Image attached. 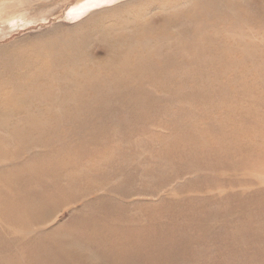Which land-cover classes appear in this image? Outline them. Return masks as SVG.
Instances as JSON below:
<instances>
[{
	"label": "rangeland",
	"instance_id": "1",
	"mask_svg": "<svg viewBox=\"0 0 264 264\" xmlns=\"http://www.w3.org/2000/svg\"><path fill=\"white\" fill-rule=\"evenodd\" d=\"M92 1L0 0V148L16 155L0 162V264H71L51 246L62 235L95 252L105 243L150 253L124 264H264V0H105L76 14ZM133 57L149 68L137 73ZM10 179L50 197L41 224Z\"/></svg>",
	"mask_w": 264,
	"mask_h": 264
},
{
	"label": "bare ground",
	"instance_id": "2",
	"mask_svg": "<svg viewBox=\"0 0 264 264\" xmlns=\"http://www.w3.org/2000/svg\"><path fill=\"white\" fill-rule=\"evenodd\" d=\"M102 1H105V0H93L91 3H89L88 5H84L81 9H77L78 11L76 12V14L77 15H80L81 13H83V12H85L86 13V11L87 10H89V9H91V8H93V7H95V6H97L99 3H101ZM183 1V0H182ZM185 2V1H184ZM184 2H182V3H184ZM179 3H180V1H179ZM181 4V3H180ZM173 5V4H172ZM230 5V4H229ZM177 6V5H176ZM178 6H179V4H178ZM168 7V6H167ZM167 7L165 8V9H167ZM172 7H174V5L172 6ZM233 10V9H232ZM234 11H235V9H234ZM236 12V11H235ZM75 14V13H74ZM235 14V13H234ZM77 15H75V16H77ZM238 15H239V13H238ZM238 15H236V16H238ZM232 16H234L233 14H232ZM236 16H234L236 19H234V20H236L237 22V24H239L238 22H240V20L242 21V18L243 17H241L240 16V20H239V17H238V20H237V17ZM73 17V16H72ZM76 18V17H75ZM218 18V17H217ZM230 18V17H229ZM247 20V19H246ZM246 20L244 19V22H246ZM250 20H251V18H250ZM244 22H241V23H243L244 24ZM251 22V21H250ZM249 22V23H250ZM256 23V22H255ZM254 23V24H255ZM199 24V23H198ZM247 24V23H246ZM246 24H244L245 26H246ZM215 27H217L216 26V22H215ZM242 25V24H241ZM248 25H250V24H248ZM213 26V25H212ZM201 27V26H200ZM205 27V26H204ZM239 28H241L240 26H239ZM243 28H245V27H243ZM248 28H250V27H248ZM206 29H208V28H206ZM220 29H221V27H220ZM220 29H218V31L220 30ZM223 29H226V28H223ZM203 30H205V28L203 29ZM217 31V32H218ZM244 31H247V30H244ZM203 32V31H202ZM206 32V31H205ZM208 33V32H207ZM200 34H202V33H200ZM199 34V35H200ZM208 35H210L209 33H208ZM218 35H221V34H218ZM176 36V35H175ZM174 36V37H175ZM203 36V35H202ZM207 36V35H206ZM215 36H217V35H215ZM226 36H228V35H226ZM226 36H224V37H226ZM162 37V36H161ZM213 37H214V35H213ZM242 37H245V36H242ZM147 38V37H146ZM197 38V37H196ZM195 38V39H196ZM199 38H201L200 36H199ZM203 39L204 40H202V42L203 41H205L206 39H205V37H203ZM228 39H230L229 38V36H228ZM243 39H245V38H243ZM142 40H144V41H146V39H142ZM182 40V39H181ZM199 40V39H198ZM208 41H209V39H207ZM214 40V39H213ZM216 40V39H215ZM225 40H227V39H225ZM231 40V39H230ZM141 41V40H140ZM184 41V40H183ZM196 41V40H195ZM224 41V40H223ZM229 41V40H228ZM228 41L226 42V43H228ZM197 42V41H196ZM200 42V41H199ZM198 42V44H200ZM207 42V41H206ZM210 42H212V39H210ZM218 43V41H215V43ZM208 43V42H207ZM213 43V42H212ZM211 43V44H212ZM216 43V44H217ZM176 44V43H175ZM197 44V45H198ZM223 44V43H222ZM204 45H205V43H204ZM210 45V44H209ZM231 45V44H230ZM185 46V45H184ZM207 46V45H206ZM215 46V45H214ZM213 44H212V47H211V49H212V51H213ZM188 47V46H187ZM192 47V46H191ZM228 47H229V45H228ZM231 47H232V49H230V48H228V49H230L231 51L233 50V46L231 45ZM185 48V47H184ZM226 48V47H225ZM235 48V47H234ZM180 49H182L181 47H180ZM188 49H189V47H188ZM188 49H184L183 51H187ZM192 49H193V47H192ZM209 49H210V47H209ZM227 49V48H226ZM168 50V49H167ZM217 50V49H216ZM216 50H215V52H216ZM223 50V49H222ZM239 50V49H238ZM210 51V50H209ZM212 51H210V52H212ZM235 51V53H238L239 51H236V49L234 50ZM199 52V51H198ZM219 52V54H220V50L218 51ZM221 52H223V51H221ZM225 52H227L226 50H225ZM230 52V51H229ZM182 53V52H181ZM185 53V52H184ZM183 53V54H184ZM195 53V52H194ZM197 53V52H196ZM201 53H203V52H201ZM207 52H205V54H206ZM213 53V52H212ZM228 53V52H227ZM226 53V54H227ZM233 53V52H232ZM222 54V53H221ZM226 54H222V55H226ZM239 54V53H238ZM246 54H251V53H249V51H248V53H245L244 55H246ZM175 55V54H174ZM198 55V54H197ZM211 55V54H210ZM210 55H209V57H210ZM218 56V53L217 54H215V55H213V57L215 56L216 57V59H217V56ZM229 55H231V54H229ZM235 55V54H234ZM239 55H242V54H239ZM255 55V54H254ZM177 56V55H176ZM189 56H192L193 57V54L192 55H189ZM189 56H186L187 58L189 57ZM200 56V55H199ZM199 56H196V58H197V60L198 61H200L199 60ZM203 56H204V54H203ZM207 56V55H206ZM220 56V59H221V55H219ZM218 56V57H219ZM226 56H228V55H226ZM247 56V55H246ZM251 56V55H250ZM211 57H212V55H211ZM214 57V58H215ZM242 57H244L243 55H242ZM252 57V56H251ZM194 58V57H193ZM195 58V59H196ZM203 58V57H202ZM208 58V57H207ZM226 58V57H225ZM228 58H230V57H228ZM232 58V57H231ZM234 58V61H235V57H233ZM248 58V57H247ZM133 59H134V63H135V70H136V72L137 73H140V72H142V71H144V70H147L148 68H149V64L145 61V60H143L142 58H137V57H133ZM181 59V58H180ZM205 59V58H204ZM220 59L218 60V61H220ZM227 59V58H226ZM190 60V59H189ZM213 61H214V59H212ZM228 60H230L231 62H233L231 59H228ZM240 60V59H239ZM176 61V59L174 60V62ZM207 61H211V60H207ZM206 61V62H207ZM226 61V60H225ZM190 62H192L191 60H190ZM195 62V60L192 62V64ZM176 63V62H175ZM172 63V65L174 64L175 65V67H176V64H178V63ZM204 63V61H203V59H202V64ZM212 63V62H211ZM216 63H217V61H216ZM230 63V62H229ZM196 64V63H195ZM195 64H194V66H195ZM198 64V63H197ZM196 64V65H197ZM200 65H201V62L199 63ZM233 64V63H232ZM127 65V64H126ZM181 65V64H180ZM183 65V64H182ZM199 65V66H200ZM210 65V64H209ZM213 65H215L216 66V64H213L212 63V66ZM217 65H219L220 66V64L218 63ZM229 65V64H228ZM178 66V65H177ZM183 66H185V65H183ZM215 66L213 67V68H215ZM232 66V65H231ZM128 67V66H127ZM174 67V66H173ZM179 67V66H178ZM177 67V68H178ZM187 67H189V65L187 64ZM209 67V66H208ZM226 67V66H225ZM234 67V66H233ZM129 68V67H128ZM131 68V67H130ZM183 68H185V67H183ZM182 68V69H183ZM191 68H193V67H190V69ZM196 68H198V67H196ZM200 68V67H199ZM198 68V69H199ZM217 68H219V69H223L222 67H216V69ZM228 68H230V67H228ZM202 69V68H201ZM231 69V68H230ZM174 70V68H172V71ZM184 70V69H183ZM185 70H188L187 68L185 69ZM197 70V69H196ZM212 70V69H211ZM224 70V69H223ZM233 70V69H232ZM232 70H231V73H234L235 71H233L232 72ZM175 71V70H174ZM177 71V70H176ZM175 71V72H176ZM191 71V70H190ZM198 71H201V70H198ZM208 71V70H207ZM207 71H205V72H207ZM213 71V70H212ZM211 71V72H212ZM215 71V70H214ZM204 72V73H205ZM209 72V71H208ZM207 72V73H208ZM210 72V74H215V72H213V73H211ZM169 73V72H168ZM170 73H171V71H170ZM181 73H183V71H181L180 72V74ZM190 72H188V73H185V74H189ZM192 71H191V75H192ZM194 73H195V71H194ZM200 74V77H201V72H199ZM219 73V72H218ZM225 73V72H224ZM223 73V76L224 75H227V74H224ZM230 72H229V70H228V74H229ZM184 74V75H185ZM222 74V73H221ZM235 74V73H234ZM233 74V76H234V79H233V81L235 80V76L236 75H234ZM171 75H172V73H171ZM173 75H175V74H173ZM182 75V74H181ZM180 75V76H181ZM232 74H230V76H231ZM241 75V74H240ZM239 75V76H240ZM243 75V74H242ZM178 76V75H177ZM203 76V75H202ZM206 76V75H205ZM219 75H217V77H218ZM221 76V75H220ZM244 76V75H243ZM171 77V76H170ZM175 77V76H174ZM192 77V76H191ZM195 77V76H194ZM205 78H208V76L207 77H205ZM212 78V77H211ZM214 78V77H213ZM232 78V77H231ZM245 78V77H244ZM159 79V78H158ZM164 79V78H163ZM202 79V78H201ZM203 79H204V77H203ZM246 79V78H245ZM245 79H243V80H245ZM232 80V79H231ZM242 80V81H243ZM230 81V80H229ZM237 81V79L235 80V83H237L236 82ZM239 81V80H238ZM240 81H241V79H240ZM241 81V82H242ZM232 82V81H231ZM245 81H243V83H244ZM238 84V83H237ZM241 84V83H240ZM132 85V84H131ZM159 85V84H158ZM165 85V84H164ZM227 85V84H226ZM229 85V84H228ZM236 85V84H235ZM161 86V85H160ZM232 86H234V85H232ZM232 86H229V87H231L232 88ZM238 86H240V85H238ZM215 87V86H214ZM214 87H212L211 89H215ZM225 87H227V86H225ZM234 87H236V86H234ZM249 87V86H248ZM159 88V87H158ZM230 88V90H232ZM167 89V88H166ZM223 89V88H222ZM235 89H237V87L235 88ZM210 90V89H209ZM238 90H239V87H238ZM156 91V90H155ZM154 91V92H155ZM218 91H220V90H218ZM233 91H235V90H233ZM248 91H249V89H248ZM225 92V91H224ZM224 92L222 93V96H225V98L227 97L226 96V94L225 95H223L224 94ZM252 92V91H251ZM250 92V93H251ZM256 92V91H255ZM156 93V92H155ZM207 93V92H206ZM208 93H209V91H208ZM236 93V92H235ZM4 94V93H3ZM210 94H214L213 92L212 93H210ZM209 94V95H210ZM246 94V93H245ZM252 94V93H251ZM208 95V94H207ZM208 95V96H209ZM220 95V94H219ZM227 95H228V93H227ZM232 96H233V93L231 94ZM247 95H248V93H247ZM214 96H215V94H214ZM217 96V95H216ZM215 96V97H216ZM221 96V97H222ZM249 96V95H248ZM142 97V96H141ZM218 97H220V96H218ZM240 97H241V95H240ZM251 97V96H250ZM4 98V97H3ZM217 98V97H216ZM231 97H229V99H230ZM244 98V97H243ZM142 99V98H141ZM212 99V98H211ZM210 99V100H211ZM214 99V98H213ZM239 99V98H238ZM209 100V99H208ZM223 99H221L220 101L222 102H220V106H222V105H224L225 103H226V105L228 106V104H227V102H229V101H226V102H223V101H225V100H223ZM232 100H233V97H232ZM232 100H230V101H232ZM234 100H235V97H234ZM237 100V99H236ZM178 101H179V99H178ZM239 101L241 102V100L239 99ZM175 102H177V101H175ZM213 102V101H212ZM211 102V103H212ZM217 102V101H216ZM235 101H233L232 103H230V104H233ZM178 103V102H177ZM206 103H207V101H206ZM210 103V102H209ZM211 103H210V105H211ZM219 104V103H218ZM222 104V105H221ZM206 105V104H205ZM215 105V103L213 104V106ZM234 105V107L235 106H237V105H235V103L233 104ZM239 105V104H238ZM216 106H218L217 105V103H216ZM225 106V105H224ZM223 106V108H225ZM241 106V105H240ZM211 107V106H210ZM238 107V106H237ZM215 108V107H214ZM230 108V111L232 110L231 109V106L229 107ZM229 108L227 107V109L229 110ZM238 108H240L241 109V107H238ZM246 108V107H245ZM248 108H249V106H248ZM253 108V107H252ZM179 109V108H178ZM210 109H212V108H210ZM222 109V108H221ZM244 109V108H243ZM254 109V108H253ZM256 109V108H255ZM254 109V110H255ZM257 109H258V107H257ZM259 109H260V107H259ZM259 109L258 110H256V111H259ZM208 110V109H207ZM248 109L246 108V110L245 111H247ZM254 110L252 111V112H254ZM202 111V110H201ZM211 111V110H210ZM209 111V112H210ZM216 111V110H215ZM219 111V110H218ZM234 111V110H233ZM239 111V110H238ZM205 112H207L206 110H205ZM227 112V111H226ZM248 112V111H247ZM263 112V111H262ZM211 113H213L212 111H211ZM232 113V112H231ZM231 113H229V114H231ZM260 113V112H259ZM190 114H192V113H190ZM203 114V113H202ZM206 114V113H205ZM208 114V113H207ZM228 114V115H229ZM234 113H232V115H233ZM246 114V113H245ZM249 114V113H248ZM253 114V113H252ZM251 114V115H252ZM256 114H258V112L256 113ZM198 115V114H197ZM196 115V116H197ZM212 115H214V114H212ZM225 115H227V114H225ZM263 115H264V113H263ZM263 115H261V117L263 116ZM193 116H194V113H193ZM196 116H194V117H196ZM205 116H207V115H205ZM222 116V115H221ZM230 116V115H229ZM229 116H226V117H228L229 118ZM246 115H244V117H245ZM249 116V115H248ZM212 117H214V116H212ZM216 117V116H215ZM225 117V116H224ZM232 117V116H231ZM230 117V118H231ZM237 117V116H236ZM235 117V118H236ZM238 117H240V116H238ZM247 117V116H246ZM245 117V118H246ZM252 117V116H251ZM254 117H255V115H254ZM259 117V116H258ZM222 118V117H221ZM227 118V122L229 121V119ZM235 118H233V120L235 119ZM243 118V117H242ZM245 118H244V121H245ZM253 118V117H252ZM251 118V119H252ZM113 119V118H112ZM194 119V118H193ZM192 119V120H193ZM202 119V118H201ZM206 119H208L209 120V118H206ZM213 119H215V118H213ZM220 119V118H219ZM224 119V118H223ZM232 119V118H231ZM250 119V120H251ZM262 119V118H261ZM189 120V119H188ZM191 120V121H192ZM198 120H199V117H198ZM203 120V119H202ZM221 120V119H220ZM232 120V121H233ZM236 120H237V118H236ZM235 120V121H236ZM253 120H254V118H253ZM257 120H258V118H257ZM21 121V120H20ZM195 121V120H194ZM201 121V120H200ZM210 121L211 120H209V122L208 123H210ZM214 121V120H213ZM234 121V122H235ZM255 121V120H254ZM260 121V120H259ZM263 121V120H262ZM261 121V122H262ZM17 122V121H16ZM69 122V121H68ZM201 122H204L205 123V121H201ZM264 122V121H263ZM18 123H20V122H18ZM199 123V122H198ZM222 123H224V121L222 122ZM243 123V122H242ZM246 123V122H245ZM256 123V122H255ZM254 123V126H256V124ZM21 124V123H20ZM193 124H195V122H193ZM192 124V125H193ZM211 124V123H210ZM216 124L217 125H219V123H217L216 122ZM235 124H237L238 125V123H235ZM239 124H240V122H239ZM259 124H261L260 122H259ZM259 124H257V125H259ZM263 124V123H262ZM233 125V124H232ZM231 125V127H233ZM242 125L243 124H241V128H242ZM199 126V125H198ZM203 126V125H202ZM205 126H207V124H205ZM211 126V125H210ZM210 126H209V128H210ZM214 126V125H213ZM244 126H246V124L244 125ZM253 126V127H254ZM262 126H264V125H262ZM200 127H201V123H200ZM219 127V126H218ZM221 127H223V126H221ZM238 127H240L239 125H238ZM252 127V126H251ZM252 127V128H253ZM208 128V127H207ZM211 128H212V126H211ZM225 128H227V127H225ZM235 128V127H234ZM234 128H232V130H229V132L231 133V131H232V133H233V130H235V132H236V130L238 129H234ZM256 128H257V126L255 127V128H253V130H255L256 131ZM262 128V127H261ZM182 129V128H181ZM196 129V128H195ZM213 129V128H212ZM229 129V128H228ZM243 129V128H242ZM247 129V128H246ZM64 130V129H63ZM221 130V129H220ZM241 130V129H240ZM239 130V131H240ZM252 130V129H251ZM252 130V131H253ZM261 130V129H260ZM216 131H217V129H216ZM245 131V130H244ZM255 131H253V132H255ZM258 131V130H257ZM64 132V131H63ZM204 132V131H203ZM211 132V131H210ZM223 132V131H222ZM229 132H227V133H229ZM261 132H262V130H261ZM263 132H264V129H263ZM197 133V132H196ZM215 133V132H214ZM220 133V132H219ZM240 134H242L241 132H239ZM245 133V132H244ZM250 133V132H249ZM256 133V132H255ZM259 133V135H260V131L258 132ZM7 133H5V135H6ZM212 134V133H211ZM226 134V133H225ZM225 134H223L222 133V135H225ZM236 134H237V132H236ZM239 134V136H241ZM251 134V133H250ZM261 134H263V133H261ZM8 135V134H7ZM185 135V134H184ZM198 135H199V133H198ZM200 135H203L202 133L200 134ZM207 135H209L210 136V133H208V131H207ZM231 135V134H230ZM234 135V134H233ZM243 135V134H242ZM252 135V138L253 139H250L249 137H248V139H250V140H253V141H250V142H254V136H253V134H251ZM256 135H258V134H255V136ZM232 136V135H231ZM236 138H237V135H234ZM245 136V135H244ZM188 137V136H187ZM207 137V136H206ZM220 137H221V135H220ZM225 137H228V136H225ZM224 137V138H225ZM233 137V136H232ZM232 137H231V139H229L230 141L232 140V141H235L234 139H232ZM202 137H200V139H201ZM204 138V137H203ZM209 138H211V137H208V139ZM216 138H217V136H216ZM247 138V137H246ZM245 138V139H246ZM258 138H259V136H258ZM262 138L263 137H261L260 138V142H261V140H262ZM207 139V138H206ZM207 139V140H208ZM212 139V141H213V138H211ZM211 139H209V140H211ZM223 139V138H222ZM237 139H240V137L239 138H237ZM236 139V140H237ZM244 138H243V136H242V141H244L245 142V140H243ZM256 139H257V136H256ZM205 140V139H204ZM221 140V139H220ZM219 140V141H220ZM200 141V140H199ZM202 141H203V139H202ZM215 141V140H214ZM224 141V140H223ZM237 141H239V140H237ZM241 141V142H242ZM263 141H264V138H263ZM9 142V141H8ZM187 142V141H186ZM205 143H207L206 141H204ZM218 142V141H217ZM216 142V144H218ZM226 142H228V140L227 141H225V143ZM241 142L239 141V143H240V145H241ZM244 142H242L243 144H244ZM255 142H257V140L255 141ZM60 143V142H59ZM68 143V142H67ZM201 144H202V142H200ZM205 143H203V144H205ZM210 143V142H209ZM221 143V142H220ZM232 143V142H231ZM234 143V142H233ZM232 143V144H233ZM236 143V142H235ZM239 143H238V145H239ZM252 143H250V144H252ZM261 143H263V142H261ZM6 144V143H5ZM183 144V143H182ZM222 144V143H221ZM230 144V142L228 143V145ZM232 144H230V145H232ZM242 144V145H243ZM258 144H260L259 142H258ZM8 145V144H7ZM12 145V144H11ZM17 145H18V143H17ZM178 145V144H177ZM210 145H211V143H210ZM210 145H208L207 144V148L208 149H210L209 148V146ZM212 145H215V144H212ZM227 145V146H228ZM233 145H235V144H233ZM261 145V144H260ZM263 145H264V143H263ZM15 146V145H14ZM72 146V145H71ZM82 146V145H81ZM202 146H204V145H202ZM206 146V145H205ZM204 146V147H205ZM223 146H225L224 144H223ZM236 146V145H235ZM234 146V147H235ZM254 146V145H253ZM262 146V145H261ZM261 146H259V148H261V150H262V147ZM59 147V149H60V147L61 146H58ZM74 147V146H73ZM73 147H72V149H73ZM232 147V146H231ZM237 147V146H236ZM264 147V146H263ZM12 148H13V146H12ZM11 148V149H12ZM62 148V147H61ZM86 148V147H85ZM201 148H203V147H201ZM207 148H205V151L207 150ZM221 148V147H220ZM225 148V147H224ZM237 148H239V147H237ZM242 148V147H241ZM249 148H251L250 146H249ZM15 149V148H14ZM69 149H70V145H69ZM80 149H82V147L80 148ZM182 149V148H181ZM221 149H223V148H221ZM220 149V150H221ZM234 149V148H233ZM233 149H231L230 151H232ZM253 149V148H252ZM251 149V150H252ZM257 149V148H256ZM13 150V149H12ZM40 150V149H39ZM38 150V151H39ZM55 150H57L56 148H55ZM234 150H238V149H234ZM257 150H259V149H257ZM263 150H264V148H263ZM57 151H59V153H60V151H62L61 149L60 150H57ZM56 151V152H57ZM184 151V150H183ZM218 151H219V148H218ZM222 151V150H221ZM224 151H226L225 149H224ZM240 151V150H239ZM239 151H238V153H239ZM248 151H250V150H248ZM256 151V150H255ZM260 151V150H259ZM10 152V153H9ZM37 152V151H36ZM43 152H44V150H43ZM71 152V151H70ZM69 151H68V153L67 154H69L70 153ZM188 152V151H187ZM196 152V151H195ZM209 152H210V150H209ZM209 152H208V154H209ZM220 152V151H219ZM218 152V153H219ZM252 152V151H251ZM250 152V153H251ZM0 157H3V160H1L0 162H3V163H11L12 165H13V163H14V159H15V156L14 155H9V154H12L11 153V151H10V149H8V148H4V147H1L0 148ZM48 153H49V151H48ZM51 153V152H50ZM73 153V152H72ZM75 153H76V151H75ZM88 153V152H87ZM213 153V152H212ZM216 153V152H215ZM214 153V154H215ZM217 153V154H218ZM235 153V152H234ZM243 153H244V151H243ZM248 153V152H247ZM253 153V152H252ZM260 153V152H259ZM259 153H257L256 152V156H255V158H254V156H253V159H256L257 158V155L260 157V155H261V153L259 154ZM264 153V152H263ZM53 154V153H52ZM65 154V153H64ZM79 154V153H78ZM98 154V153H97ZM55 155V154H54ZM57 155H60V159H62L61 158V155H63V153L62 154H57ZM76 155V154H75ZM100 155V154H99ZM102 155V154H101ZM100 155V156H101ZM216 155V154H215ZM221 155V154H220ZM235 155V154H234ZM247 155V154H246ZM249 155V154H248ZM252 155V154H251ZM30 156V155H29ZM51 155H49V157H50ZM64 156H68V155H64ZM89 156V155H88ZM96 156H98V155H96ZM104 156V155H103ZM102 156V157H103ZM217 156V155H216ZM233 156V155H232ZM236 156V155H235ZM238 156V155H237ZM244 156H245V154H244ZM52 157V156H51ZM55 157V156H54ZM71 157H73L74 158V156H71ZM90 157V156H89ZM106 157V156H105ZM247 157V156H246ZM262 157H264V156H262ZM261 157V158H262ZM46 158H48V157H46ZM68 158H70L69 156H68ZM101 158V157H100ZM100 158H99V162L98 163H100V161L101 160H103V158L100 160ZM108 158V157H107ZM106 158V159H107ZM220 158V157H219ZM231 157H229V159H230ZM251 158V157H250ZM50 159V158H49ZM55 159H57V157L55 158ZM64 159L65 158H63V162H65L64 161ZM71 159V158H70ZM75 159V158H74ZM94 159V158H93ZM105 159V160H106ZM233 159H235L234 157H233ZM236 159H237V157H236ZM259 159V158H258ZM257 159V160H258ZM35 160V159H34ZM38 160V159H37ZM51 160V159H50ZM53 160H54V158H53ZM95 160V159H94ZM93 160V161H94ZM182 160V159H181ZM44 161V160H43ZM42 160H41V162H43ZM62 161V160H61ZM60 161V162H61ZM67 161H68V159H67ZM71 161V160H70ZM69 161V162H70ZM83 161V160H82ZM91 161V160H90ZM244 161H246V159L244 160ZM256 161V160H255ZM32 161H30V163H31ZM60 162L58 163V164H60ZM72 162H74V161H72ZM81 162V161H80ZM86 162V161H85ZM84 162V163H85ZM92 162V161H91ZM95 162V161H94ZM247 162V161H246ZM249 162V161H248ZM247 162V163H248ZM254 162V161H253ZM257 162V161H256ZM261 162V161H260ZM43 163H45V161L43 162ZM49 163V162H48ZM68 163V162H67ZM102 163H104V162H102ZM183 163H184V160H183ZM255 163V162H254ZM264 162H262V163H260V164H263ZM21 164V163H20ZM19 164V165H20ZM23 164V163H22ZM36 164V163H35ZM40 164V163H39ZM89 164V163H88ZM95 164V163H94ZM240 164V163H239ZM246 164V163H245ZM253 164V163H252ZM258 164V163H257ZM17 165V164H16ZM16 165H14V166H16ZM24 165H25V163H24ZM33 165V164H32ZM65 165H68V164H66L65 163ZM93 165V164H92ZM91 165V166H92ZM97 165V164H96ZM99 165L100 164H98V167H99ZM251 164H249V165H247L248 167L250 166ZM254 165V164H253ZM7 166H9L8 164H7ZM18 166V165H17ZM28 166V165H27ZM26 166V167H27ZM36 166V165H35ZM43 166V165H42ZM49 166V165H48ZM61 166H62V163H61ZM74 166H76V164H74ZM80 166V165H79ZM83 166H88L87 164L85 165V164H83ZM224 166V165H223ZM1 167V166H0ZM12 167V166H11ZM21 167H23V165H20V168ZM29 167V166H28ZM82 166H80V168H81ZM98 167H96V168H98ZM104 167V166H103ZM7 168H9V167H7ZM6 168V169H7ZM32 168V167H31ZM44 168V167H43ZM55 168V167H54ZM64 168H65V166H64ZM78 168V167H77ZM88 168V167H87ZM91 168H93L94 169V167H91ZM101 168V167H100ZM240 168V167H239ZM261 168V167H260ZM263 168H264V165H263ZM22 169V168H21ZM28 169H30V168H28ZM59 169V168H58ZM85 169H86V167H85ZM203 169V168H202ZM238 169V168H237ZM255 169H256V167H255ZM2 170V169H1ZM13 170V169H12ZM20 170V169H19ZM33 170V168L32 169H30V172H34V174L33 175H37V173L35 174V171H32ZM35 170V169H34ZM38 170V169H37ZM74 170V169H73ZM88 170V169H87ZM261 172H262V168L261 169H259ZM67 172H68V170H66ZM1 172V171H0ZM11 172V171H10ZM25 172H26V170H25ZM70 172H71V170H70ZM69 172V173H70ZM264 172V171H263ZM262 172V173H263ZM29 173V172H28ZM27 173V174H28ZM44 173V172H43ZM77 173H79V172H77ZM9 174V173H8ZM41 174V173H40ZM66 175H67V173H65ZM80 174V173H79ZM79 174H78V176H79ZM3 175V174H2ZM91 175V174H90ZM89 175V176H90ZM101 175V174H100ZM42 176V175H41ZM40 176V177H41ZM76 176H77V174H76ZM77 176V177H78ZM38 177V176H37ZM43 177H45V176H43ZM71 177V176H70ZM97 177V176H96ZM111 177V176H110ZM143 177V176H142ZM144 177H146V176H144ZM55 178H57V177H55ZM90 178H91V176H90ZM89 178V179H90ZM42 179V178H41ZM81 179V178H80ZM89 179H87L88 181H89ZM46 180V179H45ZM57 181V180H56ZM36 182V181H35ZM80 182H81V180H80ZM96 182H98V181H96ZM5 183H6V185H8V187L11 189V191H12V193L14 194V193H18V198H19V200L17 201V204L18 205H21V206H23L27 211H28V214H30V215H28L29 217H31V218H36L37 219V223H39V224H41L42 222H43V220L41 219V215L43 214V212H46V211H48L49 209H50V204H49V202L50 201H48V199L49 200H51L50 199V197L49 196H47V194H44L43 195V193L41 192V190L40 189H42V188H34V190H32L31 192H26L25 191V188L26 187H28V186H24V185H21V186H19V184L14 180V179H10V180H6L5 181ZM49 183V182H48ZM93 183V182H92ZM238 183V182H237ZM50 184V183H49ZM63 184H64V182H63ZM93 184H96V183H93ZM46 185V184H45ZM50 186H52L51 184H50ZM67 186V185H66ZM227 186V185H226ZM229 186V185H228ZM5 187V186H4ZM30 187V186H29ZM41 187V186H40ZM119 187V186H118ZM29 189V188H28ZM85 190V189H84ZM139 191V190H138ZM43 192H44V189H43ZM45 197H47V198H45ZM52 198V197H51ZM56 203V202H55ZM48 226V225H47ZM1 227V226H0ZM53 227V226H52ZM46 229V228H45ZM48 230V229H47ZM46 230V231H47ZM45 231V230H44ZM101 235V234H100ZM123 236V234H120V233H111V234H109V235H107L106 237H105V239H108V241H116V240H118L119 238H121ZM62 237H64L63 235H62ZM62 237H56V238H54V240L52 241V243H51V246L53 247V249L55 250L56 249V247L60 250V253H61V260L63 261V262H70L71 264H124V263H126L127 261H124L123 260V258L125 257V256H127V255H129V254H131L130 256L131 257H143L144 258V260H145V262L146 261H148L147 260V257H148V259L150 260V253H149V251L148 250H143L142 251V249L141 250H139L140 248H134L133 247V250H131V248L130 247H128L127 245H123V246H121V247H112V248H107L106 247V244L105 243H103V244H101L98 248H97V251L95 252V251H93V250H90V249H88L85 245H83V244H81V243H78V242H75L74 240L73 241H69L68 243H65L66 245H63V242H62ZM62 245V246H61ZM151 247V246H150ZM24 250V249H23ZM23 253V252H22ZM167 255V254H166ZM21 258H23L22 257V254H21V257H20V259ZM159 258V257H158ZM19 262V261H18ZM47 264H57V261L55 260V259H52L49 263H47ZM156 264V263H155Z\"/></svg>",
	"mask_w": 264,
	"mask_h": 264
}]
</instances>
